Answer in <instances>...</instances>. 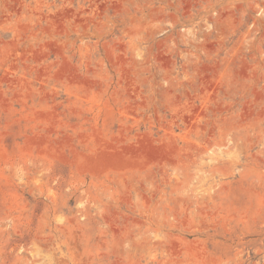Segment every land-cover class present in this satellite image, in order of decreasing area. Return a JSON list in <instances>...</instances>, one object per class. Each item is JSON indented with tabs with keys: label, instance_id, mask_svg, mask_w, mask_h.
<instances>
[{
	"label": "rangeland",
	"instance_id": "1",
	"mask_svg": "<svg viewBox=\"0 0 264 264\" xmlns=\"http://www.w3.org/2000/svg\"><path fill=\"white\" fill-rule=\"evenodd\" d=\"M0 264H264V0H0Z\"/></svg>",
	"mask_w": 264,
	"mask_h": 264
}]
</instances>
